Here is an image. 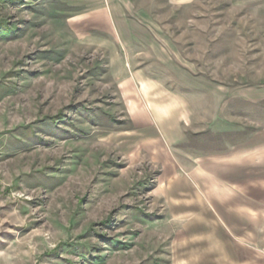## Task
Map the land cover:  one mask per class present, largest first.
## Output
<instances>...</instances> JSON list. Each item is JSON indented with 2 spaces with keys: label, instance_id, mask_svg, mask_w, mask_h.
Wrapping results in <instances>:
<instances>
[{
  "label": "rangeland",
  "instance_id": "rangeland-1",
  "mask_svg": "<svg viewBox=\"0 0 264 264\" xmlns=\"http://www.w3.org/2000/svg\"><path fill=\"white\" fill-rule=\"evenodd\" d=\"M0 264H264V0H0Z\"/></svg>",
  "mask_w": 264,
  "mask_h": 264
}]
</instances>
